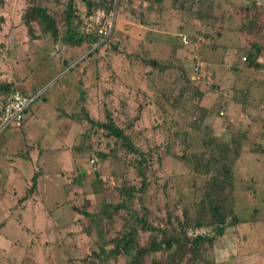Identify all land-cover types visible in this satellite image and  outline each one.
Instances as JSON below:
<instances>
[{
	"label": "rangeland",
	"instance_id": "1",
	"mask_svg": "<svg viewBox=\"0 0 264 264\" xmlns=\"http://www.w3.org/2000/svg\"><path fill=\"white\" fill-rule=\"evenodd\" d=\"M24 4L0 1V81L37 94L20 124L0 131V151L11 145L8 155L0 154L1 174L11 172L6 156L21 176L0 177V264H264V0H123L106 44L97 38L78 46L45 36L29 41L20 21ZM57 4L66 7L64 0ZM45 5L53 10L54 0ZM73 5L82 17V1ZM56 23L61 31L58 16ZM248 52L256 53L258 67L248 63ZM25 80L32 81L30 91ZM37 106L47 123L34 118ZM85 113L97 122L108 115L141 152L146 183L136 197L153 211L163 237L179 239V248L160 246L168 239L158 235L155 250L138 254L153 233L138 229L137 243L122 245L126 211L98 214L104 203L124 198L121 183L140 186L139 156L87 122ZM10 132L17 137L3 141ZM46 140L50 150L43 151ZM206 140L237 151L221 198L239 221L231 225L222 208L220 235L209 219L179 234L170 227L207 180L185 167L192 168V153L208 154ZM31 149L43 154L29 164L24 155ZM184 150L186 166L179 158ZM126 204L137 209L139 203ZM81 209L95 215L86 218ZM196 235L209 242L192 243Z\"/></svg>",
	"mask_w": 264,
	"mask_h": 264
},
{
	"label": "trees",
	"instance_id": "2",
	"mask_svg": "<svg viewBox=\"0 0 264 264\" xmlns=\"http://www.w3.org/2000/svg\"><path fill=\"white\" fill-rule=\"evenodd\" d=\"M23 1L25 4L20 15V21L29 41L44 39L45 36V38H49V40H51L52 42L55 40H60L62 43L78 46L81 44V42H83L84 39H88L89 41L97 39V34L92 30V27L87 30L86 26L89 23L91 24V22L87 18L98 8L104 9V1L106 0H81L85 10L82 17H79L76 14L73 0H64V2L66 1V7H62L61 10H59L60 7L58 8L57 0H54L53 10L49 9L47 5H45L48 0ZM122 1H120L119 6L121 5ZM56 16H58V19H61L62 21L63 29L61 31H59L56 26ZM82 22L84 25L83 28ZM12 37L13 35L9 33L8 39L12 40ZM1 46L2 44H0V47ZM251 46L253 47L255 52L258 51L256 44H253ZM40 47L42 46H39V48ZM246 58L251 66H259L256 62H254L256 53L248 52ZM14 90L15 88L12 82L5 80L0 81L1 98L4 96L5 99L6 95ZM197 95L200 96L201 93L197 92ZM4 99L2 100L0 106V114L4 104ZM28 107L29 105L26 109H28ZM84 118H86L87 122L104 128L107 131V133L105 134L107 137L113 136L114 138L118 139L120 144L123 145L129 152L137 154L139 156V158L135 161V169L137 176L140 177V186L135 188L132 185L125 186L123 183H121V186L117 190L118 195L124 198H121V200L116 203H104L102 206H100L98 214H108L109 209L113 210L114 212H117L121 209L126 211V214L124 216L125 222L122 227L123 232L119 239V242L122 245L137 243L136 239L138 229L153 233L152 235H150L145 245L138 246V254H143L144 252L150 251L151 249L155 250V248H157V246L161 243L158 242L159 238L168 239L165 243L160 244V246L169 249L175 242L179 248V239L173 238V236H170V234H168L167 237H163L166 233L160 226V223L154 217L153 211L151 212L148 205L143 204L142 201L140 202V198L136 197L135 193L139 192L140 194L145 189L144 186L146 183L144 176V171L146 169L145 160L143 159L141 152L132 146V144L128 140L127 134H125L120 128L115 126L108 115L106 116L107 121L105 122L94 121L86 113L84 114ZM186 147H188V145H186ZM205 147L208 152L207 155H202L200 153L191 154V156L193 157V159L191 160L192 168L188 164L187 165L189 167L186 166V163L189 160V157L187 155L188 152L184 150V152L179 155V158L186 166L185 168L187 169L188 173L193 171L196 172L199 177L205 176L207 178V180L204 181L201 195L198 196L196 200L189 202L190 204L188 207H182L180 215L176 216L174 226L170 227L173 228V231L176 230L179 234H183V230L187 227H190V225L191 227L206 226V219H209V224H212L214 227V236L220 235L224 229V215L221 214L220 211L223 208V199L221 198V196L224 188L231 185V163L237 157V151L234 147L230 146L227 143H214L211 140L205 141ZM97 155L100 158H104L106 153L99 151L97 152ZM87 160L91 161V164H89L90 166H94L95 162L92 161L93 158L91 156L87 158ZM94 171H97V169H95ZM38 175V172H35L30 177L31 184L28 188V192H31V190L34 189ZM134 198L139 203L137 209H132L129 205L126 204L127 201H132ZM222 211L226 214V216L231 214V220L229 221V223L231 222V225H235L238 223L239 220L231 211H229V213H226L224 208L222 209ZM80 212L86 218H91L95 215L82 209L80 210ZM203 213L207 214H204L202 216ZM164 223L165 225L171 224L169 215L164 218ZM158 235H161L162 237H159ZM186 239L189 238H185V240ZM207 240H209L207 236L196 235L192 238L191 242L201 244L204 242H209Z\"/></svg>",
	"mask_w": 264,
	"mask_h": 264
},
{
	"label": "built area",
	"instance_id": "3",
	"mask_svg": "<svg viewBox=\"0 0 264 264\" xmlns=\"http://www.w3.org/2000/svg\"><path fill=\"white\" fill-rule=\"evenodd\" d=\"M120 1L122 0H106L104 1V9L98 8L93 14L88 16L87 19L91 22L92 26L89 23L86 26L87 30L92 27V30L95 31L98 45L100 43L105 45L111 35L116 22V14ZM35 97H37L36 93L27 94L18 90L7 94L0 114V131L7 128L9 124L19 125L25 109Z\"/></svg>",
	"mask_w": 264,
	"mask_h": 264
},
{
	"label": "crops",
	"instance_id": "4",
	"mask_svg": "<svg viewBox=\"0 0 264 264\" xmlns=\"http://www.w3.org/2000/svg\"><path fill=\"white\" fill-rule=\"evenodd\" d=\"M20 28L21 27H16V29H19L20 30ZM22 29L24 30V28L22 27ZM24 32H25V30H24ZM20 38V37H19ZM22 39V38H21ZM38 40L36 39V40H32V42H37ZM36 48H39V46H37ZM54 78V77H53ZM22 83H24V84H26V89L24 90V91H30L32 88H33V85H32V81L30 82H27L26 80H25V82H22ZM21 90V89H20ZM60 91H63L60 95H61V97H62V101H63V103H65V102H67L68 100H67V92H64V90L63 89H61ZM34 101V100H33ZM32 101V102H33ZM31 102V103H32ZM42 102H47V98H43L42 99ZM52 103L54 104V100L52 101ZM30 105V104H29ZM38 108H39V106H37V108H35L34 109V111H35V113L34 114H36V116L35 115H33L34 116V118H36V119H38L39 120V123L40 124H42V122L44 121L43 119L46 117L45 115H44V113H43V111H38ZM41 117V118H40ZM51 118H49V120H50ZM43 123H47V122H43ZM25 130L27 131V129L25 128ZM10 134V135H9ZM8 134V136L7 135H5L4 136V140L3 141H11V140H14L16 137H17V134H13V132H10ZM56 134H58V133H56ZM58 135H60V139H61V137H63V135L62 134H58ZM49 144H50V142H48L47 140H46V144H44V145H46V147H44V149H43V151L44 150H50V148H49ZM8 147L9 148H11V145H6L5 147H3V150L2 151H0V154H3V155H8V153L10 152L9 150H7L8 149ZM65 151H61V153H64ZM42 150H41V152H39V150L38 149H36V150H30L29 152H28V154H26V155H24L25 157V159L27 160V161H29V164H31L32 162H37V161H33L34 159H36L35 158V156H42ZM35 155V156H34ZM15 158H19V159H21V156H20V153H18L16 156H15ZM5 161L6 162H9V167H8V170H11V172L9 173V175L7 176H3L1 173V171H0V177L2 176L3 177V180L5 179V181L6 180H11L10 182H13L12 181V179H10V178H15V176H17V178H19V179H21V176H19V175H16L15 173H14V171H15V166H13V163L11 162V161H8L7 160V157L5 156ZM17 163V162H16Z\"/></svg>",
	"mask_w": 264,
	"mask_h": 264
},
{
	"label": "water",
	"instance_id": "5",
	"mask_svg": "<svg viewBox=\"0 0 264 264\" xmlns=\"http://www.w3.org/2000/svg\"><path fill=\"white\" fill-rule=\"evenodd\" d=\"M115 49V44H111V50H114ZM152 64V62H151Z\"/></svg>",
	"mask_w": 264,
	"mask_h": 264
}]
</instances>
